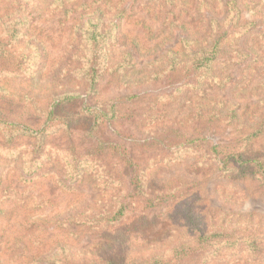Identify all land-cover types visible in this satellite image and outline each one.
Masks as SVG:
<instances>
[{
    "label": "rangeland",
    "instance_id": "374dc122",
    "mask_svg": "<svg viewBox=\"0 0 264 264\" xmlns=\"http://www.w3.org/2000/svg\"><path fill=\"white\" fill-rule=\"evenodd\" d=\"M91 26L106 34L107 46L94 96L85 92L82 79L92 57L86 36ZM7 29L16 35L9 41L16 49L8 53L20 64L0 76L11 109L31 102L33 117L42 121L44 111L65 96L76 97L66 109L72 114L92 102L121 100L116 115L108 116L116 120L103 123L97 136L134 147L137 159L147 152L141 165L157 167L146 178L148 189L163 202L152 210L133 203L116 231L91 229L93 218L130 193L117 159L105 158L113 166L104 179L88 171L91 162H80L88 146L84 125L71 138L61 130L44 132L42 143L0 127V264L169 261L175 249L193 242L185 214L194 220L192 229L256 233L264 241V181L224 175L208 150L217 141L212 132L189 144L180 159L147 144L154 132L190 135L180 124L196 110L211 111L232 136L256 135L244 143L239 138L238 146L264 163V0H0L3 43ZM220 37L222 51L197 86H173L172 62L188 65L193 54ZM230 112L231 128L225 125ZM75 158L76 176L84 171L78 177L72 174ZM222 252L237 257L242 249ZM256 254L264 258V244ZM201 258L181 264H202ZM207 264L264 262L240 257Z\"/></svg>",
    "mask_w": 264,
    "mask_h": 264
},
{
    "label": "trees",
    "instance_id": "16d2710c",
    "mask_svg": "<svg viewBox=\"0 0 264 264\" xmlns=\"http://www.w3.org/2000/svg\"><path fill=\"white\" fill-rule=\"evenodd\" d=\"M216 26V25H215ZM218 28V26H216ZM214 29V26H213ZM105 33L101 31L98 26L89 27L86 36L87 42L91 46L92 57L88 62V68L86 72H82V79L86 82L85 92L94 96L96 90V83L98 79V73L100 70L99 58H104L106 55V41ZM14 29H7L3 32L2 37L6 38V42L0 41V76L5 74H12L17 64L18 59L11 60V55L8 51L16 49L10 47L9 41L15 39ZM185 42V41H184ZM223 47V41L221 37L215 40L207 49L199 50L195 54L188 65L184 63L172 62V85L177 89L182 88H194L199 81L207 74L212 67V64L218 59ZM185 52L190 53V50ZM172 59H177L173 56ZM179 69V70H177ZM208 79V78H207ZM11 98L6 100L4 92L0 89V127L1 128H14L17 135H29L31 138L43 142L41 136L44 132L58 133L59 130L64 132L67 136H73L76 127L84 125L85 129L82 132L85 140H87V153L80 155L81 163L91 162V168L88 171L94 172L97 176H101L102 179L108 177L110 168L113 166L111 162L105 163L107 160L117 159V163L120 164L121 171L124 174H128V185L131 187L130 193L124 198L114 203V205L104 213L93 218L90 221L91 229H98L101 233H108L110 231H116L126 223L128 218V212L130 206L135 202H140L144 205V209L152 210L158 207L162 201L161 196H157L155 190L151 187L148 189V181L146 178L150 171L154 170L153 163L148 164L146 167L141 165V161L146 157L147 152H139L141 156L137 159L135 155V148L123 147L122 145L112 144L109 141H102L98 138L96 131L105 122L115 121L108 118L109 114H115V108L120 104L121 100H118L111 105H98L95 103L86 104L79 113L66 112L67 106L73 103L76 97L65 96L57 102H53L49 108L44 111L42 115V121L34 118L36 108L30 103L17 102L14 109L8 105L12 101ZM135 97H130L129 100H134ZM196 110L192 113L191 119L186 118L182 126H188L190 128V135L179 136L172 131L165 130L154 132L152 138L148 141H142L141 147L145 146V143L149 144L152 150L160 152L162 154L175 155L180 159V153L188 149L189 144H194L201 139V135L204 132H212L216 136L217 141L214 146L209 150L212 158L220 163L219 170L226 176L240 177V178H254L264 181V163L258 161L253 157L246 147L241 149L238 144L251 141L256 135H247L244 137L232 136V129H220L219 123L221 122L220 115L218 113L207 112L203 114ZM198 112V113H197ZM116 115V114H115ZM117 117V116H116ZM203 117V118H202ZM225 121L226 127H232L234 125V114L230 112L227 115ZM19 120V121H16ZM73 124V127H71ZM197 130H199V133ZM197 136L199 138H193ZM143 143V144H142ZM199 143V142H198ZM149 146L146 147L148 151ZM228 149V151H222ZM208 152V151H207ZM79 158V157H78ZM78 158L74 159V169L72 174L76 176L79 171ZM211 160V158H209ZM94 162V163H93ZM112 171V169H111ZM84 171H81L76 177L81 175ZM123 174V176H124ZM76 180V178H75ZM115 180V178H114ZM115 184V183H113ZM163 192V191H162ZM176 196L173 199H178ZM183 220L188 223L191 229V237L193 242L189 245H182L175 249L172 257L169 261L164 259L153 258L148 264H181L183 261L194 259L195 257L201 258L202 264H207L209 261H226L233 260L239 261L240 257L249 259L252 263H262L264 258L256 254L258 248L264 244V241L258 237L256 233L244 234L241 236H235L234 233L226 234L223 229L211 230L210 232H203L200 229L193 228L194 220L188 215L183 216ZM192 227V228H191ZM242 249V252L237 256L225 257L223 250H237ZM164 261V262H162ZM56 264V263H55ZM85 264H145L135 261L124 262L122 259H110L100 263L90 262Z\"/></svg>",
    "mask_w": 264,
    "mask_h": 264
}]
</instances>
